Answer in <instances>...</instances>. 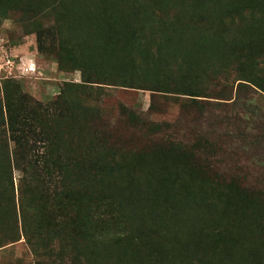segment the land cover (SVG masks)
I'll use <instances>...</instances> for the list:
<instances>
[{"label":"rangeland","instance_id":"obj_1","mask_svg":"<svg viewBox=\"0 0 264 264\" xmlns=\"http://www.w3.org/2000/svg\"><path fill=\"white\" fill-rule=\"evenodd\" d=\"M140 1L127 0L132 7ZM123 3L119 0L121 7ZM146 10L165 12L164 18H156L154 29L146 26L147 33L154 30L157 46L168 44L165 34L174 33L159 56L166 62L162 75L169 83L167 94L148 91L154 88L153 78L141 73L152 69L156 55L147 61L134 49L128 53L137 85H121L127 82L121 81L125 74L119 66L124 49L108 46L112 36L86 33L90 21L84 12H67L81 26L73 29L75 43L66 27L55 25L54 13L60 11L50 8V16L35 18V25L54 34L48 40L54 50L45 52L37 48L28 14L12 10L1 16L0 106H5L6 89L14 113H31L39 126L62 130L66 146L58 147L56 155L70 156V164L65 200L58 205L54 190L46 192L36 184L35 191L29 180L34 195L21 205L16 171L12 187H0V264H264L263 229L249 241L244 231L249 222L256 225L263 208L260 199L252 198L250 209L237 200L226 201L213 194L223 191L222 186L191 182L185 169L168 157L176 160L173 148L212 143L215 151L207 147L201 156L215 158L219 174L264 193V96L248 91L241 95L258 108L253 114L217 95L235 96L234 85L223 84L221 70L264 61V0H151ZM122 11L131 8L126 5ZM177 19L181 24L174 25ZM185 26L209 36L208 43L192 39L194 53L187 55L181 49ZM79 46L87 52L96 84L84 83L80 70L72 69ZM145 62L148 67L140 70ZM189 84L210 88L203 91L209 98H198L184 110L182 104L190 97L174 93ZM133 117L136 123L139 119L173 127L158 134L140 132L132 125ZM128 179L135 190L128 189L132 185L123 188ZM104 183L115 184L119 194L106 192L100 185ZM91 200L102 208L97 213L87 209Z\"/></svg>","mask_w":264,"mask_h":264},{"label":"trees","instance_id":"obj_2","mask_svg":"<svg viewBox=\"0 0 264 264\" xmlns=\"http://www.w3.org/2000/svg\"><path fill=\"white\" fill-rule=\"evenodd\" d=\"M114 1L115 0H75V2L72 3L70 0L69 3V0H56L54 2L52 1L51 4H48V2L46 4L45 0H25L22 5V0H0V18L1 16H6L7 12L12 10L28 14L29 17L26 21L28 26L36 34L37 48L40 52H45L46 49L54 50L48 43V40H50L51 37H54V34L50 32L49 28H43L40 24L35 25V18L40 16H50V13L52 12L47 11L50 8L52 10L60 11V13H54L55 25L58 27H66L68 29L67 35L69 36L70 41L72 39L75 43V39L71 36H75V32L81 30V26L79 24L76 25L67 12H84V16L88 18L87 21H90V26H88L86 33L90 31H98V33L103 36L108 35V39L112 36L113 39L108 46L112 47L116 45L115 47H118V51L124 49L119 66L125 74L121 81H127L128 83L121 82V85L133 88L131 85L136 84L134 77L131 75L136 72L133 71L135 64L134 61H132V55L130 54L134 49L143 55L145 59L147 56H150L151 58L152 55H156L153 57L154 61L151 66L152 69H147L141 72L144 78H153L154 88L149 89L148 91L152 92V94L169 93L168 80L162 75L166 68V62L162 61L163 59L160 57L164 50L167 49L169 40L173 38L171 35H174V33H170L171 35L169 36L165 34L168 44L166 43L163 45L160 43L157 46L153 34L154 30H152L154 29V23H157L155 22L156 18L158 20H160L162 16L164 18L165 12H160V14H158L159 16L155 15L153 12H147L146 7L151 0L149 2H147L148 0H141L140 5L136 4L134 7L130 6L127 0H123L124 3L122 7L119 5V0L116 2ZM132 2L134 1H131V3ZM126 5L131 8V12L122 11L123 9H126ZM63 8L65 10H63ZM139 9H142L144 12H134ZM179 24H181V21L179 19L175 20L174 25ZM146 26H151L152 28L148 33ZM75 28L76 30L74 32L73 29ZM151 34H153V36H149ZM182 34L185 36L186 40L182 42L181 49L182 51L184 50L186 55L190 51L194 53V46L191 43L192 39H203L204 42L207 43L209 40L208 34L199 28L185 26ZM60 40L61 39H58V42ZM86 44L87 37L85 41V45ZM200 51L206 53V48L202 47ZM76 52L80 55L77 60H72L76 64V68L72 67V69L80 70L84 83L96 84L92 82L91 79L92 70L89 68L88 62L90 61L88 56H86L87 52L85 51V48H80L79 46V49L77 48L75 53ZM63 58V56L59 57L58 63L60 67L61 64L63 65ZM70 60L69 57L66 58L65 61L69 62ZM263 63L264 61L261 60H253L249 65L238 63L237 66L230 68V72H223V70H221L219 73H222L221 80L224 82L223 84L234 85L235 96L234 98H231V96H222L217 92V95L221 97V99H216L221 101L231 100L232 104L237 103L238 106L244 107L251 113L255 114L258 108L255 104L251 103V100L243 99L241 95L248 91L260 93L264 96V71L260 70V66ZM149 64L148 62H145V66L140 68V70L146 69ZM232 73L235 76L233 75L234 79L229 82ZM134 75L138 78L136 73H134ZM129 79L134 82L129 83ZM151 87L152 86H150V88ZM209 89L210 88L208 87L195 88L193 84H189L187 89H184L183 91L179 90L174 94L190 97L189 102L182 104V108L186 110L187 108H190L192 104L196 103L198 98H209L203 96L205 94L203 91H209ZM7 93H9V91L5 89V106L4 108L0 106V187L4 188L7 186V189L9 188V185L12 187L13 172L16 171L18 173L19 184L17 187L19 194L18 201L21 205H23L28 195H34V190L29 185L28 180L35 183V191L38 186L44 188L46 192L54 190L56 194V205L61 204L65 200L63 190L66 189L67 186V177L69 174L66 169L69 167L68 164H70V156H62L61 158L56 155L57 149L60 147L63 149L66 146L64 133L62 130L60 132L59 128H56L55 131L52 127H47L46 125L45 127L39 126L31 113H28L27 115H23L21 112L14 113L11 108V103L9 102L10 97ZM122 113L125 115L126 111L123 110ZM131 121L135 130L140 132H150L151 130H155L157 131L156 134H158L173 127L168 123H148L139 119H137L136 123L134 117ZM53 130L58 134H55ZM9 142L13 145L11 150L9 148ZM198 142L200 143V141ZM199 143L187 147L173 148L174 153H178L176 160L171 156L168 157L181 166V168L185 169L191 182H211L217 186H222L223 191H218L213 194L224 197L226 201L232 202L237 200L239 204H245L246 209H250V207L248 208L247 206L249 205L248 202H250L252 198H259L262 202L263 208L256 221V225H253V222H249L244 230L246 233L245 241L254 239L252 236L257 229L262 228L263 230H261L264 232V193L256 189L244 188L236 178H226L222 173L219 174L216 171L217 165L219 164L217 160L215 158H210L212 159V161H210L207 157L201 156V150H205L207 147L210 148L211 151H215L214 144L210 143L209 145H205V142H203L199 145ZM68 153L69 151H66L63 155H67ZM214 155L215 154H212L210 157H213ZM36 184L38 186H36ZM125 184L126 185H123V188L125 186L128 187L127 185H132L133 188L128 187V189L130 191L135 190L130 179H128ZM100 185L105 186L107 189L106 192L108 193L115 192L119 194L121 190L118 189L115 184L109 185L104 183ZM114 186L116 187L113 188ZM248 191H252V193ZM113 198L114 197H111V199ZM84 203L78 204L81 206ZM93 208V212L95 213H97L99 209H102L96 201L94 202L91 200L90 206L87 209L88 211H91ZM240 221H243V219Z\"/></svg>","mask_w":264,"mask_h":264}]
</instances>
